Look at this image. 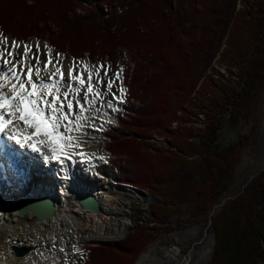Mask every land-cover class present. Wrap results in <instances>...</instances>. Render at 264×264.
I'll use <instances>...</instances> for the list:
<instances>
[{
	"label": "trees",
	"instance_id": "obj_1",
	"mask_svg": "<svg viewBox=\"0 0 264 264\" xmlns=\"http://www.w3.org/2000/svg\"><path fill=\"white\" fill-rule=\"evenodd\" d=\"M236 1L0 0L3 35L123 69L124 112L106 132L104 149L116 182L161 199L149 205L157 224L135 222L115 242L85 246L84 264H133L182 205L193 217L207 216L231 188L245 138L220 146L222 118L247 117L264 82V0L240 8ZM215 56L236 70L234 84L212 67ZM188 107L204 117L199 145L172 128ZM151 131L171 148H153ZM211 227L208 264L264 262V169L219 208Z\"/></svg>",
	"mask_w": 264,
	"mask_h": 264
},
{
	"label": "rangeland",
	"instance_id": "obj_2",
	"mask_svg": "<svg viewBox=\"0 0 264 264\" xmlns=\"http://www.w3.org/2000/svg\"><path fill=\"white\" fill-rule=\"evenodd\" d=\"M250 2H253V0H237L236 8L243 7ZM85 6H87V4ZM4 37L7 38V44L9 45V47L11 46V42L15 41L11 40L8 36L5 35L0 36V40H3ZM36 42L40 43L39 52H37V49L35 48ZM17 43L21 45V48L16 50V59H20V54H22L23 52V45H32L33 47L31 49V52L29 53L28 59L32 64H35V60L32 59V56L33 54L38 55L41 61L40 66L43 67L44 62L47 60V49L44 47V45L49 46L47 41H35L31 39L25 42ZM222 48L223 45L219 47L218 52H220ZM56 54L57 53L52 50V57L54 62H56L57 59ZM118 54L119 56L125 57L124 51H119ZM60 60L61 64L63 66H65L66 64L68 68L72 67L75 64V71L73 73H77L80 70H83L87 73V71L84 70L83 64L81 63L82 61L89 63L93 73H95L96 69L99 68L100 65H104L106 68L110 66L109 74L107 77L104 76V69L101 68L100 70V75L103 78V82L98 84L97 87L102 93L107 91L106 85L108 79L112 78L114 72L119 69L115 65H110L107 62L96 61L90 63L87 58L71 59L64 53L62 54ZM0 63H2V61H0ZM211 65L220 75L223 76L225 82L234 84L237 79L235 69H230L231 72H229L227 63L223 60L220 61L218 59V56L214 57ZM41 74L44 75L45 73ZM68 82L69 77L64 78L63 83L67 84ZM93 83H95V78ZM72 85L74 87L79 86L78 84H74L73 82ZM120 86H122V84L119 80L116 82V85H114L112 89V92L116 93L117 96H119L118 88ZM85 89L86 85L84 88H82V91L79 94L80 97L84 95ZM5 90L11 92L10 85ZM64 90L66 89L62 88V92ZM51 98L52 97H48V99ZM61 98L63 99L62 96ZM71 98L72 96L70 94L69 99ZM89 98L91 99V97ZM108 100H112L114 106L118 107L119 110L112 111V109H109L106 106ZM73 102V113L75 114V117L74 115H72L70 116V119L75 121L76 116L80 114L81 110L76 105L75 100H73ZM81 103L84 104V108L86 110L83 112L82 118L79 120V124L82 128L91 127L95 128L97 132H100L101 139L94 152L98 155L106 153L103 147L104 143L108 140V137L105 135V133L107 132V130L117 126L116 113L123 111L122 106L124 104V100L123 102H120L113 98L112 93H108L102 98H97L94 104L89 105L83 100H81ZM97 109H99L98 112L96 111ZM65 111H67L66 107ZM100 113H103L106 117H103ZM176 116L178 117V121L173 123L172 128H180L182 132L191 133L192 137L188 140V143L190 145H199V140L196 135L197 133H200V129L204 127L203 115L197 111H194L193 108H191L190 110L188 107L186 115H183L180 111H178L176 113ZM106 118H108V121H111V123L107 122ZM222 119L223 123L217 138V143L220 146L233 144L241 136L245 138V143L241 148L239 154V161L234 170V180L231 188L227 192L222 194V196L218 200L219 203L212 206L207 216L193 217L190 215V211L188 210V208L182 205L180 207L179 213L172 217L170 224L167 225L164 230L160 231L158 236L140 253L133 264H135L140 256L144 254L149 248L154 249L152 255H154L155 257L159 256V250H174V255L172 256L174 261L179 263L188 261L189 264H194V262L198 259L204 245H207L210 243V241H212L213 246L207 258L201 261H199L198 259L199 264H208L214 247V234L211 227V218L217 213V211L223 204H225L240 190H242V188L249 182L250 179L256 177L259 172L264 169V82L256 92L254 104L250 108V112L247 117H239L236 122H231L228 116H223ZM64 123H67V121H64ZM20 125L21 128L24 129V133L35 131L32 128L25 127L23 125V122H20ZM101 126L102 130H100ZM73 127H75V125H73ZM148 142L153 148L159 149H168L173 145L172 141L167 140L165 136L163 134H160V132L158 131H151L150 139ZM115 173L116 172L113 169L112 180L115 176ZM82 178L84 177L82 176ZM143 192L150 194V197L148 199H146L145 197H143V199H135L130 195L128 196V194H121L118 196V198L114 199V202L111 201V204L116 207V210L118 212V214L108 216L110 220H115L117 222L115 229H110L107 227V225H102L101 221H95L93 223L92 221L86 220L84 216H82L80 218V226L82 228L77 231L76 236L77 244L79 245V251H75L72 245L61 246L60 248L63 247L62 249H70H68L69 252L62 257L60 264H84V260L87 259L86 252L84 250L85 245H93V242H115L121 239L135 222L140 221L143 224L149 225L157 224L156 215L152 213L149 205L152 203L161 202V199L148 191ZM109 195L112 198L117 197V194L113 190L109 191ZM100 197L104 198L103 194H100ZM83 224H86L85 227H83ZM53 248L57 249L59 247L57 244H54ZM29 249L30 251L27 255L20 258L16 257V264H29L33 262L34 255H42L46 253V248L40 245L30 247ZM12 254L14 255L13 251ZM9 256L10 254L6 253L4 255V259L6 261H9ZM4 262L5 261L0 259V264H4ZM260 264H264V262H261Z\"/></svg>",
	"mask_w": 264,
	"mask_h": 264
},
{
	"label": "bare ground",
	"instance_id": "obj_3",
	"mask_svg": "<svg viewBox=\"0 0 264 264\" xmlns=\"http://www.w3.org/2000/svg\"><path fill=\"white\" fill-rule=\"evenodd\" d=\"M53 65H55L54 60ZM49 68L50 71L55 70L52 65ZM67 69L68 66L65 64L64 78L69 77ZM81 72H83L86 79L87 73L83 70L73 73V75H78ZM44 76L47 79V74H44ZM33 78L35 79V77ZM73 83L78 84V81H73ZM100 114L106 117L103 113ZM72 115L75 117L74 113ZM106 119L107 122L111 123V121H108V118ZM14 130L16 129L12 125H9L5 133H0V137L14 134ZM60 130L61 132L65 131L63 127ZM66 135L73 137L81 136L85 141L80 147L73 146L65 149V151L69 152L70 158L64 156L62 153H57L59 159H46L45 157L53 155L51 139L47 136H34L27 142L23 141L29 153L27 154L28 158L31 156L28 165L30 167L33 166L34 169L31 173L26 164L24 169L14 172V177L17 178V180L14 179V183L22 188L19 192L12 186L9 180L2 179V173L0 172V259L5 261L4 264H16L17 258L11 251L13 246L27 247L29 249L37 245L46 248V253L34 255L33 262L29 264H60L62 257L70 249L67 248L61 251L60 249L63 248H60L61 246H75V251L79 248L76 236L77 231L82 228L80 226V218L82 216L93 223L101 221L102 225L115 229L117 222L108 218L110 215L118 214L116 207L111 204V201L114 202V199L118 198L121 194H128V196L130 195L135 199H143V197L148 199L150 197V194L129 186L118 185L112 180L113 169L107 164L108 155L105 153L98 155L94 152L101 139L100 132H97L95 128L81 127L80 131L68 132ZM33 140L45 141L43 144L37 143L36 146L39 148V151H33L28 147V143H31ZM2 142L7 148H15L9 139H4ZM71 143L75 145L77 141L74 139ZM81 151L85 153L83 157L79 155ZM101 156L105 159H99ZM26 183L29 184L27 185ZM111 190L117 194V197L112 198L109 195V191ZM86 194L93 195L98 199L99 211L97 213L83 210L78 205L79 197ZM100 194H103L104 198H101ZM40 195L53 198L56 206L55 214L42 221L36 220L30 212L24 218H19L17 211L19 200ZM85 225L83 224V227ZM54 244H57L59 248L54 249ZM212 246V241L204 245L198 257L199 261L207 258ZM153 252L154 249L149 248L140 256L135 264H189L188 261L181 263L174 261L172 257L174 250H159L158 257L152 255ZM6 253L10 254L9 261L4 259ZM198 259L194 264H199Z\"/></svg>",
	"mask_w": 264,
	"mask_h": 264
},
{
	"label": "snow or ice",
	"instance_id": "obj_4",
	"mask_svg": "<svg viewBox=\"0 0 264 264\" xmlns=\"http://www.w3.org/2000/svg\"><path fill=\"white\" fill-rule=\"evenodd\" d=\"M2 35L0 33V36ZM22 47L23 52L20 54V59H16V50L21 48V45L16 41H12L9 47L6 37L0 40V61H2L0 63V133H5L9 125H12L17 133L22 132L24 129L21 128L20 122H23L25 127L35 130L34 132L25 133V142L31 137L41 134L51 139L53 155L51 157H45L46 159H59L57 153H62L64 156L70 158L69 152L65 151V149L73 146L80 147L85 143L81 136L73 137L66 135L68 132L80 131L81 126L79 120L86 110L81 100L91 105L95 103L97 98H102L104 95L112 93L114 99L123 102L126 92L123 86L118 88L119 96L112 92L116 82L122 79L123 69L119 68L114 72L113 77L107 81V91L102 93L97 87L98 84L103 82L100 70L103 68L104 76L107 77L110 66L106 68L104 65H100L95 73H93L89 63L82 61L84 70L87 71V78L85 79L83 72L78 75H73L75 71L74 64L67 69L69 82L65 84L63 83L64 66L60 60L62 57L61 53L56 54L57 59L55 65H53L52 49L44 45L47 49V60L44 62L43 67H41V61L38 55L33 54L32 56L35 64H32L28 59L33 46L23 45ZM35 48L37 52L40 51L39 42H36ZM50 65L54 67V71H50ZM41 73L47 74V79ZM94 78L95 83H93ZM73 81H78L79 86L74 87L72 85ZM9 85L11 92L5 90ZM85 85L86 91L80 97L79 94ZM62 88L66 90L61 93ZM70 94L72 96L71 99H69ZM61 96L63 99H61ZM90 96L91 99L89 98ZM48 97L52 98L48 99ZM73 100H75L76 105L81 110L80 114L76 116L75 121L70 119V116L73 114ZM106 106L112 109V111L119 110L118 107L114 106L112 100H108ZM65 107L67 111H65ZM96 111L98 112L99 109ZM64 121L68 123H64ZM61 127L65 129L64 132L60 131ZM100 130H102V126ZM8 139L20 143L17 134H9ZM74 139L77 143L72 145L71 142ZM37 143L43 144L45 141L33 140L31 143H28V147L33 151H39V148L36 146ZM79 155L83 157L85 153L81 151ZM99 159L104 160L105 158L101 156ZM73 247L75 248V246ZM60 250L63 251V249ZM76 251H79V249H76Z\"/></svg>",
	"mask_w": 264,
	"mask_h": 264
},
{
	"label": "water",
	"instance_id": "obj_5",
	"mask_svg": "<svg viewBox=\"0 0 264 264\" xmlns=\"http://www.w3.org/2000/svg\"><path fill=\"white\" fill-rule=\"evenodd\" d=\"M121 186H123V184H121ZM129 187L135 188L133 186ZM78 202L83 210H88L95 213L99 211V201L93 195H83L79 197ZM55 208L56 207L53 198L43 195L23 198L17 203L18 217L21 219L24 218L28 212H30L36 220L42 221L52 217L55 214ZM12 248L17 257L24 256L29 251L27 247L13 246Z\"/></svg>",
	"mask_w": 264,
	"mask_h": 264
},
{
	"label": "built area",
	"instance_id": "obj_6",
	"mask_svg": "<svg viewBox=\"0 0 264 264\" xmlns=\"http://www.w3.org/2000/svg\"><path fill=\"white\" fill-rule=\"evenodd\" d=\"M84 4V3H83ZM84 5H86V4H84Z\"/></svg>",
	"mask_w": 264,
	"mask_h": 264
}]
</instances>
